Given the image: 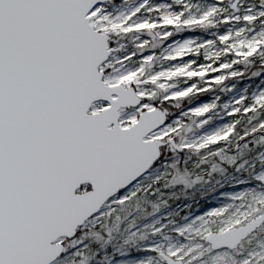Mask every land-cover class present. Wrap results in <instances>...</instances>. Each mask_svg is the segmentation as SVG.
I'll return each mask as SVG.
<instances>
[{
  "label": "snow or ice",
  "instance_id": "obj_1",
  "mask_svg": "<svg viewBox=\"0 0 264 264\" xmlns=\"http://www.w3.org/2000/svg\"><path fill=\"white\" fill-rule=\"evenodd\" d=\"M261 223L264 0H0V264H220Z\"/></svg>",
  "mask_w": 264,
  "mask_h": 264
},
{
  "label": "rangeland",
  "instance_id": "obj_2",
  "mask_svg": "<svg viewBox=\"0 0 264 264\" xmlns=\"http://www.w3.org/2000/svg\"><path fill=\"white\" fill-rule=\"evenodd\" d=\"M251 2L252 0H242L244 6H247V4ZM217 178L222 181L225 179L224 176H217ZM196 182L197 184L193 185ZM196 182L187 187L188 189L185 188L182 191L176 193L175 199L177 203L180 204V202H184V204L177 208L178 216L188 215L189 212L194 209L199 198L206 193H210V190L213 186L211 182ZM246 212L247 209L244 213H240V216L243 217ZM261 245H264V223H262L258 229H256L252 234L245 238L234 249H228L226 253H216L215 255L221 257L220 264H233V262H235V264H239L240 260L244 256L254 250H257Z\"/></svg>",
  "mask_w": 264,
  "mask_h": 264
},
{
  "label": "water",
  "instance_id": "obj_3",
  "mask_svg": "<svg viewBox=\"0 0 264 264\" xmlns=\"http://www.w3.org/2000/svg\"><path fill=\"white\" fill-rule=\"evenodd\" d=\"M262 224V223H261ZM261 224H258V225H256L255 226V228H254V230H252V231H250V232H248V233H246V234H244V235H242V236H240V238L236 241V243H235V245H234V247H232V248H230V249H234L235 247H237L245 238H247L250 234H252L256 229H258L260 226H261ZM227 229H225V231H226Z\"/></svg>",
  "mask_w": 264,
  "mask_h": 264
},
{
  "label": "trees",
  "instance_id": "obj_4",
  "mask_svg": "<svg viewBox=\"0 0 264 264\" xmlns=\"http://www.w3.org/2000/svg\"><path fill=\"white\" fill-rule=\"evenodd\" d=\"M197 184V182L195 183V184H193V185H196ZM188 189V188H187Z\"/></svg>",
  "mask_w": 264,
  "mask_h": 264
}]
</instances>
